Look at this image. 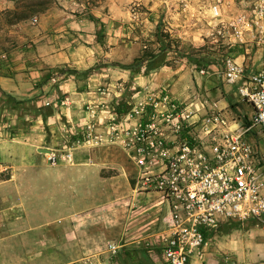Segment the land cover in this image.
<instances>
[{
  "label": "crops",
  "instance_id": "1",
  "mask_svg": "<svg viewBox=\"0 0 264 264\" xmlns=\"http://www.w3.org/2000/svg\"><path fill=\"white\" fill-rule=\"evenodd\" d=\"M133 2L105 0L88 6L82 0H55L31 20L15 25V40L1 60L0 94L37 106L45 103L49 110L44 119H35L29 131L13 140L22 139L33 160L38 159L34 156L42 147L40 141L61 144L67 155L54 166L45 185V225L64 229L61 244L53 252L47 250L42 260L156 263L158 248L154 253L146 249L168 231L163 222L166 205L158 193H151V203L140 211L132 210L136 197L148 200L151 194H136L131 178L137 169L121 144L108 134L110 123L125 128L135 124L128 114L132 106L143 104L147 96H170L183 102L188 112L199 115L222 109L232 120L231 129L251 118V107L236 100V87L222 84L214 73L197 68L187 56L167 59L149 71L145 62L137 65L140 47L135 40H128L131 31L125 26L137 17L130 9ZM146 22L151 25L148 19ZM246 53H234L231 59L252 69L263 65L262 53L258 58ZM88 124L93 125L95 139L85 141L82 134ZM69 136L71 146L66 145ZM249 140L264 159V137L255 135ZM14 141L0 139V155L7 143L16 145ZM19 179L15 173L1 180L0 190L8 187L17 193L22 187ZM51 196L58 198L56 204ZM118 201L120 206H112ZM31 203L22 209L0 205V230H13L9 235L12 241L5 242L21 246L23 229L37 228L43 214L39 216L37 205ZM103 205L112 206L109 214ZM54 214L60 219L53 220ZM205 238L202 256L193 257L189 264H264V217L223 224L206 232ZM109 243L121 247L116 257L110 256ZM34 245L30 244L28 253L36 260L38 247ZM14 256L18 259L16 248Z\"/></svg>",
  "mask_w": 264,
  "mask_h": 264
},
{
  "label": "built area",
  "instance_id": "2",
  "mask_svg": "<svg viewBox=\"0 0 264 264\" xmlns=\"http://www.w3.org/2000/svg\"><path fill=\"white\" fill-rule=\"evenodd\" d=\"M263 9L260 22H254L263 65L252 69L227 58L221 76L222 83L236 87L239 100L251 107L246 124L231 129L232 120L222 109L199 115L170 96H147L143 104L132 106L128 114L134 125L108 124L109 138L121 144L137 169L134 190L158 193L166 205L163 222L168 231L146 249L154 253L158 248L155 264H189L202 256L206 232L264 217V159L249 140L264 137ZM213 11L217 14V7ZM84 129L85 141L95 139L92 124ZM120 248L107 245L111 257Z\"/></svg>",
  "mask_w": 264,
  "mask_h": 264
},
{
  "label": "rangeland",
  "instance_id": "3",
  "mask_svg": "<svg viewBox=\"0 0 264 264\" xmlns=\"http://www.w3.org/2000/svg\"><path fill=\"white\" fill-rule=\"evenodd\" d=\"M82 1L90 6L99 2L103 3L105 0ZM28 2L0 0V64L2 63L1 60H5L4 58L11 50L15 40L17 32L15 25L21 22L17 21L16 18L25 13L28 15L25 20H31L51 6L55 0H45V6L35 8L33 11L24 8ZM214 7H217V14L213 11ZM262 7L264 8V0H135L130 5V9L132 14L137 15V17L125 26L132 33H130L128 40H135L139 44L142 55L152 54L154 50H160V53L157 54L158 59L167 62V59L170 61L172 58H179L182 54L189 57V60L194 62L197 68L208 70L210 73H214L215 78L221 79L224 62L227 58H231L234 53L247 52L246 56L251 58H258L261 55V50L256 48L254 22H260L258 13ZM255 16L257 17L255 18ZM146 19L151 22V25L147 24ZM171 51L179 53L173 55ZM3 96L0 94V98L2 97L6 101L7 99ZM237 99L239 100V98ZM14 102L18 101L9 100L8 104L1 103L0 105V139L7 142L14 141L13 138H21L23 133L30 130L35 117L36 119L42 117L37 108H43L44 114L49 111L46 109L47 104L45 105V103L37 106L30 101L16 104ZM8 105L12 110H7ZM243 107L245 106L243 105ZM70 136L72 137V135ZM70 136L66 137V145L69 146L72 145L73 138ZM14 142L16 145L7 143L8 147L1 151L0 181L9 179L17 173L20 178L17 183L22 187L17 193L13 191L14 189L10 190L8 187H3L0 190V205L18 206L16 208L22 209L33 201L37 205L39 216L43 214V218L38 219L37 228L30 231L23 229L21 246L14 245V242H5V240L12 241L9 235L13 233V230H0V264H83L84 261L42 260L46 256L47 250L51 248L53 252L57 246L60 247L61 235L64 231L62 228L46 226L44 220L47 207L46 182L54 174L52 171L54 166L67 156L62 151L61 144L52 146L49 142L40 141L41 148L49 149L51 153H42L37 149L34 157L38 159L33 160V156L31 157L25 150L22 139ZM51 156L55 158L54 162L49 160ZM31 174L32 177H30ZM133 178H131V186L134 189ZM30 182L32 185L29 184ZM152 196L151 194L148 200L136 197L132 210L140 211L141 208L146 207L153 201L151 200ZM54 197L51 196L50 199L53 198L56 204L58 198L54 199ZM111 204H113L112 206H120L121 202ZM49 205H51V201ZM104 206H107L109 211L106 214H109L113 209L110 210L111 205L101 207ZM103 210L106 209L103 208ZM144 214L147 212L145 211ZM20 215L25 217L24 213ZM52 219L58 220L60 218H58V214H54ZM105 224H109V222L106 221ZM30 244H36L34 246L38 247V255H35L36 260L33 256L30 257L31 253H28ZM14 248L17 249L18 259H15ZM47 256L53 255L48 253Z\"/></svg>",
  "mask_w": 264,
  "mask_h": 264
},
{
  "label": "trees",
  "instance_id": "4",
  "mask_svg": "<svg viewBox=\"0 0 264 264\" xmlns=\"http://www.w3.org/2000/svg\"><path fill=\"white\" fill-rule=\"evenodd\" d=\"M23 1H29L26 5H24V8H29L31 11H33V9H35V8L43 7V6L46 5L45 0H38V1H34V2H31L30 0H20V2H23ZM29 12H30V11H29ZM27 18H28V15L25 14V13H23V14L19 15V16L16 18V20H17V21H22V20H25V19H27ZM102 27H103V26H102ZM136 61H137V65H140V63H144V62H145V69H146L147 71L156 68L157 66H159V65L162 63V61H160V60L158 59V55H154V54H143V55H142L139 59H137ZM1 94L4 95L3 97H5L7 100L4 101V100L2 99V97H1V98H0V105H1V103H2V104H8V103H9V100L12 101V99H11V97H10L9 95H7V94H5V93H1ZM14 103H15V104H16V103H19V101H18V102H14ZM37 109H38L37 111L40 112L39 115L42 116V117H41L42 119H44L45 116L49 114V111H47V113L44 114V113H43V108H37ZM7 110H12V109L9 107V105L7 106ZM34 110H35V109H34ZM36 116H38V115H36ZM35 119H36V117H35Z\"/></svg>",
  "mask_w": 264,
  "mask_h": 264
},
{
  "label": "water",
  "instance_id": "5",
  "mask_svg": "<svg viewBox=\"0 0 264 264\" xmlns=\"http://www.w3.org/2000/svg\"><path fill=\"white\" fill-rule=\"evenodd\" d=\"M39 152H42V153H47V154H50L51 153V150L49 149H44V148H40L38 149Z\"/></svg>",
  "mask_w": 264,
  "mask_h": 264
}]
</instances>
